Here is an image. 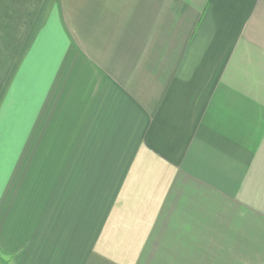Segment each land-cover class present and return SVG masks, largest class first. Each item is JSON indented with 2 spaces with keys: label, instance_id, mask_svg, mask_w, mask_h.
I'll list each match as a JSON object with an SVG mask.
<instances>
[{
  "label": "crops",
  "instance_id": "1",
  "mask_svg": "<svg viewBox=\"0 0 264 264\" xmlns=\"http://www.w3.org/2000/svg\"><path fill=\"white\" fill-rule=\"evenodd\" d=\"M0 264H264V0H0Z\"/></svg>",
  "mask_w": 264,
  "mask_h": 264
}]
</instances>
